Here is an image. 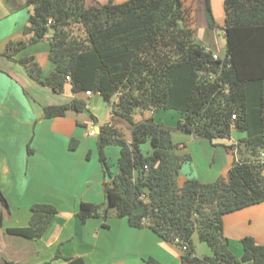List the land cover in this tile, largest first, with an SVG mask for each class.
<instances>
[{
    "label": "trees",
    "instance_id": "trees-1",
    "mask_svg": "<svg viewBox=\"0 0 264 264\" xmlns=\"http://www.w3.org/2000/svg\"><path fill=\"white\" fill-rule=\"evenodd\" d=\"M25 4L30 8L24 30L29 36L7 41L0 55L56 93L68 82L72 93H99L111 106V121L99 126L96 141L107 178L103 182L107 202H81L80 220L106 217L113 208L131 226L146 225L178 246L181 264H264V244L244 236L237 257L223 235L225 214L264 201V0H224L223 56L196 40L183 0H108L97 6H86L85 0H25ZM204 10L207 27L215 28L210 0H204ZM49 34L47 56L54 67L43 77L33 55H15ZM86 109L85 100L74 97L44 106L43 116ZM158 109L179 112L176 129L210 142L230 138L233 129L244 132L232 145L238 161L211 182L181 179L180 168L190 155L176 152L172 128L153 117L133 118L136 111ZM115 118L128 125L130 141L115 126ZM146 141L151 150L143 153L140 145ZM77 144L72 138L69 149ZM107 145L120 148L116 173L103 153ZM0 205L8 207L1 191ZM30 210L26 226L7 227L5 232L27 239L42 236L57 208L35 203ZM195 233L210 255L194 254ZM59 264L85 261L70 256Z\"/></svg>",
    "mask_w": 264,
    "mask_h": 264
},
{
    "label": "crops",
    "instance_id": "crops-1",
    "mask_svg": "<svg viewBox=\"0 0 264 264\" xmlns=\"http://www.w3.org/2000/svg\"><path fill=\"white\" fill-rule=\"evenodd\" d=\"M112 1L121 3L125 0ZM107 2L85 0L86 6ZM29 14L30 8L25 0H0V54L7 41L28 38L24 30L29 25ZM49 36L15 55H33L41 66L43 77L54 67L47 56ZM74 97L84 99L87 109L68 111L65 115L51 118L43 116L44 106L67 103ZM88 100H92V111H89ZM154 113L151 110L136 111L133 118L139 121L152 117ZM111 118V106L101 94H74L68 82L61 93H56L32 80L22 66L0 55V191L8 205L7 208L0 205L1 224L8 215L14 224L5 228L26 226L31 216L30 208L35 203H50L57 208L56 215L38 240L31 241L1 230L0 241L3 239L4 243L0 244V258L19 264H35L40 259L59 264L63 257L70 256H81L85 264H149V258L161 264H181L182 251L178 246L163 240L146 225L140 228L131 226L126 217H117L113 208H108L106 217L82 221L77 216L81 202L103 205L107 202L103 189L107 178L99 160L96 141L99 126ZM115 124L124 138L130 141L126 122L115 118ZM72 138L78 140L74 150L69 149ZM230 138L215 142L216 150L224 147L226 151L217 177L225 175L238 161L236 149L232 147L236 141L232 142ZM198 139L201 148H205V138ZM145 143L148 142L140 147L143 153H148L151 146ZM186 149L183 143H178L176 152L187 153ZM103 153L111 163V172L116 173L119 146L107 145ZM193 161L191 153L190 160L180 168L181 179L198 178L208 182L217 178L203 176ZM21 219L25 221L20 223ZM223 235L238 256L242 254L240 239L244 236H251L256 243L264 244V201L225 214ZM197 241L199 239L194 234V254L210 255L206 249H202L203 255L198 253ZM74 242L80 249L69 253L65 247Z\"/></svg>",
    "mask_w": 264,
    "mask_h": 264
},
{
    "label": "rangeland",
    "instance_id": "rangeland-1",
    "mask_svg": "<svg viewBox=\"0 0 264 264\" xmlns=\"http://www.w3.org/2000/svg\"><path fill=\"white\" fill-rule=\"evenodd\" d=\"M183 2H184L185 9L187 10V17H186L187 21L186 22L189 26L194 28V36L196 37V40L202 43L203 45H205L208 49L212 50L216 56H223L224 49H225L224 28H223L224 27V0H210L211 12H212L213 18L216 21V25H217L215 28H212V29H209L207 27L205 10H204V0H183ZM87 102L89 105V111H92L93 109L92 100H88ZM152 117L153 119L155 118L154 119L155 121L160 122L172 128L171 137L175 144L183 143L187 149L189 148V150L186 149V152L190 156H191V153L194 156L193 162H194V165H196L199 173H201L203 176L207 175L208 177H210V179H215L217 177V174L219 173L218 167L222 164L221 162L222 158H224V156L226 155V151L224 150V147L223 148L217 147L219 150H216L217 145H213L211 144L209 140L205 139L203 140V142H205L204 143L205 148L202 149L201 143H198L199 137H195V135H193L192 133H186V132L176 129L177 120L181 118L180 113L177 111L159 109L155 111ZM243 136H244V132H241L237 129H233L231 131L230 141L231 140L232 142L234 140L237 141ZM221 139H226V138L215 139L213 140V143L219 140L221 141ZM190 141H193V143H191ZM145 144L148 147H150L149 143H145ZM212 153H214L213 154L214 157L212 156ZM208 182H211V181H208ZM23 221L25 220L21 219L20 223H23ZM12 224H14V222L12 221L10 222L8 215H5L2 221V224L0 225V233H2L1 230L5 232L4 231L5 226L12 225ZM2 227L4 228L2 229ZM195 236H197L196 233H195ZM40 238L41 236L35 239H31V241L38 240ZM1 243H4L3 239L0 241V244ZM65 248L67 251L69 250V253L70 252L75 253L77 249H80V246L79 244L74 242L73 244L66 245ZM197 248H198V253L201 255H203L202 249L208 250V253L211 254V250L204 242L197 241ZM230 249L237 257H239L237 252L235 251V248L231 247ZM66 250L64 251V253H66ZM4 261L6 260L1 257L0 264H7L6 262L4 263ZM45 262L44 260L40 259L35 264H50L46 260Z\"/></svg>",
    "mask_w": 264,
    "mask_h": 264
},
{
    "label": "built area",
    "instance_id": "built-area-1",
    "mask_svg": "<svg viewBox=\"0 0 264 264\" xmlns=\"http://www.w3.org/2000/svg\"><path fill=\"white\" fill-rule=\"evenodd\" d=\"M67 79H68V77H67ZM85 93H86V94H90V92H89V91H86ZM233 117H234V116H233ZM145 168H146V166H145Z\"/></svg>",
    "mask_w": 264,
    "mask_h": 264
}]
</instances>
